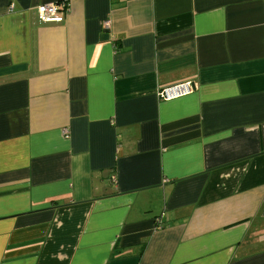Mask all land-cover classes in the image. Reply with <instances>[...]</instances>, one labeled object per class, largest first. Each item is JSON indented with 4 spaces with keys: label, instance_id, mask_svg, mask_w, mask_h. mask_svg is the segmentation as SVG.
<instances>
[{
    "label": "crops",
    "instance_id": "1",
    "mask_svg": "<svg viewBox=\"0 0 264 264\" xmlns=\"http://www.w3.org/2000/svg\"><path fill=\"white\" fill-rule=\"evenodd\" d=\"M0 264H264V0H0Z\"/></svg>",
    "mask_w": 264,
    "mask_h": 264
},
{
    "label": "built area",
    "instance_id": "2",
    "mask_svg": "<svg viewBox=\"0 0 264 264\" xmlns=\"http://www.w3.org/2000/svg\"><path fill=\"white\" fill-rule=\"evenodd\" d=\"M68 11L65 4H47L38 8L39 19L44 23H62L64 14ZM105 30H110L111 21L103 23ZM193 87L190 82H180L174 85L166 86L158 90L157 95L161 101H172L192 94ZM67 132L64 131V134ZM116 179L113 177V181Z\"/></svg>",
    "mask_w": 264,
    "mask_h": 264
}]
</instances>
